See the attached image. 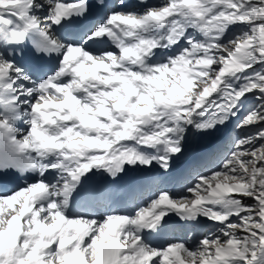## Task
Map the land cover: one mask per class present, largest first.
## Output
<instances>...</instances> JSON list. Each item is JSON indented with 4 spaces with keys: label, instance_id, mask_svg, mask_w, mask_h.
<instances>
[{
    "label": "snow or ice",
    "instance_id": "1",
    "mask_svg": "<svg viewBox=\"0 0 264 264\" xmlns=\"http://www.w3.org/2000/svg\"><path fill=\"white\" fill-rule=\"evenodd\" d=\"M233 118L182 193L74 210ZM170 214L194 244H153ZM0 264H264V0H0Z\"/></svg>",
    "mask_w": 264,
    "mask_h": 264
},
{
    "label": "rangeland",
    "instance_id": "2",
    "mask_svg": "<svg viewBox=\"0 0 264 264\" xmlns=\"http://www.w3.org/2000/svg\"><path fill=\"white\" fill-rule=\"evenodd\" d=\"M159 3H160V2H159ZM157 5H158V4H157ZM257 67H259V66H257ZM249 101H250L251 103H256V101L253 99V97H252L251 94H249ZM249 106H251V105H249ZM243 115H244V112L242 111V112L240 113V116H243ZM232 120H233L234 125H235V124L237 123V118H233ZM234 125H233V127H234ZM233 127H232V132H231V140L229 141V144H228V148H227V150L224 151V152H222V153L220 154L219 159H216V160L214 161V163L216 164L215 167L210 168L209 170H207V171H205V172H203V173H201V174H207V173H209L211 170L216 169L217 166H218L219 161L222 160L223 156H224L225 154H227V152L230 150V146H231L232 140H233L237 135H242V134H243L242 132H239V131L234 132V131H233ZM219 128H220V127H219ZM215 131H216V130H215ZM244 131H254V129H245ZM211 133H213V132H211ZM211 133H210V134H206V135H205V134H200V133H199V134H200V136H203V138H207L208 136L211 135ZM186 140H187V138H186ZM185 144H186V143H185ZM182 153H183V151H182ZM182 153H180V154H176V155L173 157L172 160H175V159L178 158V157H182V156H183ZM218 160H219V161H218ZM197 176H198V174H196V175L194 176V178L191 179V181L188 182V183L184 186V189H185L186 186H188V185H190V184H194L195 181H196V179H197ZM163 189H167V186H165V187H160V188H159V191H160V190H163ZM184 189H182L181 191H179V193H177V194L182 193ZM185 194H187V195H191V194H188V193H185ZM150 197H151V196L149 195V196H147L146 198H144L143 200H141V201H139V202H137V203H135V204L146 203ZM217 227H218V225L216 224L214 227H212V228L206 230V231L204 232V234H209V235H210V234H212L213 232H216ZM200 235H201V234H200ZM200 235H198V234H196V233H193V232H191V231H190V232L185 231V232H182L181 234H179L180 237H179L178 239H175V240H186L187 243H189V244H194V243H195V239H196L197 237H199Z\"/></svg>",
    "mask_w": 264,
    "mask_h": 264
},
{
    "label": "bare ground",
    "instance_id": "3",
    "mask_svg": "<svg viewBox=\"0 0 264 264\" xmlns=\"http://www.w3.org/2000/svg\"><path fill=\"white\" fill-rule=\"evenodd\" d=\"M156 4H158L160 2V0H153ZM74 2V1H71ZM234 125L233 120H231L230 123H228L226 126L220 127L218 128L216 131H213V133H211L210 136H208L207 138H203V136H200L199 133H196L195 130H191L189 132V134L187 135V140H186V145L187 144H197L199 146H204L205 144L212 142V140H214L216 137H222V135L226 132V131H231L232 127ZM169 216H175L173 214H170Z\"/></svg>",
    "mask_w": 264,
    "mask_h": 264
}]
</instances>
